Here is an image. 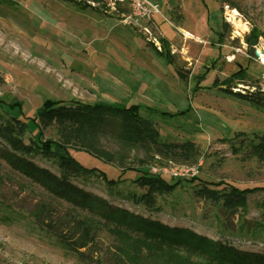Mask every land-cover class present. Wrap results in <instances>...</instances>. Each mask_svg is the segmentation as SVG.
Segmentation results:
<instances>
[{
    "label": "rangeland",
    "instance_id": "1",
    "mask_svg": "<svg viewBox=\"0 0 264 264\" xmlns=\"http://www.w3.org/2000/svg\"><path fill=\"white\" fill-rule=\"evenodd\" d=\"M77 1L79 5L0 0V100L22 108L20 113L18 108L0 107V119L33 117L48 100L69 108L73 101L139 105L142 117L158 131V144L179 146L174 153L150 141V132L136 140L124 138L120 120L92 131L69 120L44 118L42 139L68 148L83 167L97 168L109 180H124L109 185L100 173L70 179L83 190L169 227L264 253V229L257 226L264 192L249 194L246 207L233 211L225 207L222 193L201 195L200 181H181L173 192L155 195L151 209L124 199L146 194L148 189L135 180L149 174L152 166L169 162L192 167L211 182L242 188L264 183V161L253 153L264 135V111L215 85L246 69V79L231 90L240 89L239 84L244 95L264 96L259 91L264 65L255 55L264 49V0H153L160 4V15L136 26L127 21L126 5ZM253 29L259 34L256 46L248 42ZM152 44L159 51L165 44L172 63L159 57ZM204 73L206 79L194 92ZM34 136L27 132L22 139L30 145ZM186 143L194 144L195 151L188 154L181 147ZM54 149L66 156L63 149ZM33 161L60 175L53 162L41 157ZM50 212L57 225L72 218L91 220L0 161V264H154L155 255L162 254L146 243L147 251L124 256L120 247L123 253L132 243L138 248V238L132 236L123 245L122 237L96 219L91 220L94 240L78 252L69 250L43 223ZM157 259L167 262V256Z\"/></svg>",
    "mask_w": 264,
    "mask_h": 264
},
{
    "label": "trees",
    "instance_id": "2",
    "mask_svg": "<svg viewBox=\"0 0 264 264\" xmlns=\"http://www.w3.org/2000/svg\"><path fill=\"white\" fill-rule=\"evenodd\" d=\"M67 3H74L79 5L77 0H61ZM86 7V6H85ZM84 6L81 8H85ZM229 27L228 24H225ZM259 34L256 29H253L248 42L255 40L258 42ZM167 44V43H165ZM164 44V47L166 46ZM153 46V44H152ZM159 51L153 46L156 54L163 58L167 63H172L171 58L166 49ZM181 78H185L182 72H179ZM207 73L198 76L194 92L199 91L200 83L206 79ZM247 71L239 70L225 81L216 83L223 91L233 95L237 99L247 101L264 111V96L259 94L244 95L241 92H234L231 90L235 82H242L246 79ZM72 107H66L63 102L48 100L43 104L33 117L22 118L11 116L10 119H0V161L7 164L12 170L20 173L30 181L38 184L52 197L64 201L85 212L91 217V220H100L103 224L112 229L118 237L124 239L123 245L128 243L132 236L138 238L139 247L132 243L131 249L122 254L131 258L132 250L143 253L147 251L144 244L150 243L162 254H156V262L154 264H163L162 258L167 256L166 264H264V253L244 251L235 248L231 245L220 241H213L206 236L199 235L192 230L186 228L169 227L159 221L145 218L139 214L129 212L121 207L115 206L107 200L96 196L93 193L87 192L82 188L71 182V178L84 177L86 175H93L100 173L103 179L109 185H118L124 180H109L104 172H100L97 168L87 169L83 167L74 157L68 152V148L58 146L55 142L44 141L40 130V123L42 119L50 118L61 121H72L78 127L90 129L92 131L99 130L102 124L108 121L120 120L124 138L136 140L144 137L147 132L153 133L150 141L158 145L167 154L174 153L173 149H177V145L158 144V138L154 126L150 120L144 119L141 115V107L139 105H131L130 107H123L115 104H84L80 102H71ZM0 107H6L11 110L19 109L22 112L21 105L18 103L7 104L0 100ZM149 110V109H148ZM183 113V112H182ZM162 115H169L161 113ZM92 122V123H91ZM63 123V122H60ZM102 123V124H101ZM27 132H31L35 139L30 145L24 143L22 136ZM146 136V135H145ZM55 147L63 149L66 156H63L55 151ZM188 154L195 151L194 144L186 143L181 146ZM254 155L264 161V135L260 137V141L253 147ZM41 157L48 162H53L57 166L60 175H56L51 170L37 165L33 159ZM101 159V158H100ZM169 178V179H168ZM152 176L148 173L143 174L135 183L140 187L147 188L148 192L144 195L132 194L124 198L132 202L134 206H143L149 209L156 205L155 195L169 194L173 192L179 182L200 181L204 184L202 195H216L223 198L225 207L230 210H236L238 207L245 208L247 196L254 192H264V183L254 187L242 188L233 183H216L211 182L207 178L198 175L195 178L177 179L176 183H171L176 179L170 177ZM220 187H223L220 189ZM221 198V199H222ZM264 208V203L262 205ZM48 211V210H47ZM51 212L46 216V222H43L49 232H56L59 240L66 245L69 250L78 252L80 249L89 245L94 240V228L92 221L86 218H72L67 222H61L59 225L54 223L51 217ZM39 218V217H38ZM72 223V224H71ZM56 226H59L60 231ZM260 229H264V212L262 214V221L257 225ZM68 227V228H66ZM66 228V229H65ZM67 231V233L65 232ZM78 236V237H77ZM132 242V241H131ZM133 247V248H132ZM163 253H166L164 256ZM141 256L140 258H142ZM144 264V263H143Z\"/></svg>",
    "mask_w": 264,
    "mask_h": 264
},
{
    "label": "built area",
    "instance_id": "3",
    "mask_svg": "<svg viewBox=\"0 0 264 264\" xmlns=\"http://www.w3.org/2000/svg\"><path fill=\"white\" fill-rule=\"evenodd\" d=\"M115 5H126L130 9V15L127 18V21L134 26L139 25V22L141 20H150L152 16L154 15H160V4L153 0H113ZM259 50L256 51L258 53ZM258 61L261 62L262 65H264V62L262 60V56L258 55L256 56ZM261 81L263 82V85L260 86V92L264 93V73L262 74ZM240 89L235 88L234 91L241 92V86L239 85ZM251 89L256 90L255 87H252ZM253 90V91H254ZM160 158L157 157V160ZM170 165H154L150 168L149 174L152 176H162V177H170L173 179L178 178H188V177H195L198 174V171H196L192 167H188L186 165H178L174 164L172 162H169Z\"/></svg>",
    "mask_w": 264,
    "mask_h": 264
},
{
    "label": "bare ground",
    "instance_id": "4",
    "mask_svg": "<svg viewBox=\"0 0 264 264\" xmlns=\"http://www.w3.org/2000/svg\"><path fill=\"white\" fill-rule=\"evenodd\" d=\"M232 17H233V16H232ZM258 53H259V55L262 56V60H263V62H264V49H259Z\"/></svg>",
    "mask_w": 264,
    "mask_h": 264
},
{
    "label": "water",
    "instance_id": "5",
    "mask_svg": "<svg viewBox=\"0 0 264 264\" xmlns=\"http://www.w3.org/2000/svg\"><path fill=\"white\" fill-rule=\"evenodd\" d=\"M257 42L255 40L251 41L250 46H256ZM255 55L257 56L258 53H255Z\"/></svg>",
    "mask_w": 264,
    "mask_h": 264
},
{
    "label": "crops",
    "instance_id": "6",
    "mask_svg": "<svg viewBox=\"0 0 264 264\" xmlns=\"http://www.w3.org/2000/svg\"><path fill=\"white\" fill-rule=\"evenodd\" d=\"M156 15H154V16H152V18L150 19V20H152L153 19V17H155Z\"/></svg>",
    "mask_w": 264,
    "mask_h": 264
}]
</instances>
